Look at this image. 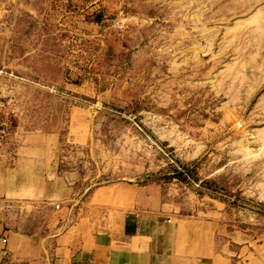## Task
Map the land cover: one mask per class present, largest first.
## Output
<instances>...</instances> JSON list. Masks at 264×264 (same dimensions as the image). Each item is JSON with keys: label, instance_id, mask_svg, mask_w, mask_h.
Wrapping results in <instances>:
<instances>
[{"label": "rangeland", "instance_id": "rangeland-1", "mask_svg": "<svg viewBox=\"0 0 264 264\" xmlns=\"http://www.w3.org/2000/svg\"><path fill=\"white\" fill-rule=\"evenodd\" d=\"M0 158L24 227L148 193L264 264V0H0Z\"/></svg>", "mask_w": 264, "mask_h": 264}, {"label": "crops", "instance_id": "crops-1", "mask_svg": "<svg viewBox=\"0 0 264 264\" xmlns=\"http://www.w3.org/2000/svg\"><path fill=\"white\" fill-rule=\"evenodd\" d=\"M17 168L0 158V264H230L213 242L215 218L171 216L151 208L148 193L24 227L7 203L27 197Z\"/></svg>", "mask_w": 264, "mask_h": 264}, {"label": "built area", "instance_id": "built-area-1", "mask_svg": "<svg viewBox=\"0 0 264 264\" xmlns=\"http://www.w3.org/2000/svg\"><path fill=\"white\" fill-rule=\"evenodd\" d=\"M55 206H56V207H59V205H57V204H56Z\"/></svg>", "mask_w": 264, "mask_h": 264}]
</instances>
